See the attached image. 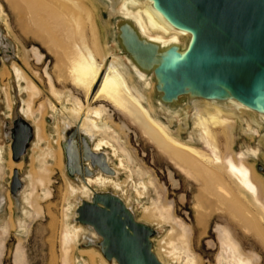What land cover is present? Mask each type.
Here are the masks:
<instances>
[{
	"label": "bare ground",
	"instance_id": "1",
	"mask_svg": "<svg viewBox=\"0 0 264 264\" xmlns=\"http://www.w3.org/2000/svg\"><path fill=\"white\" fill-rule=\"evenodd\" d=\"M22 1L40 25L47 30L52 37L54 36L57 44L63 46L67 53L69 51V54L65 57L68 56V63L73 68L75 82L79 87L85 90L90 102L98 100L107 101L113 107L127 115L138 125L143 134L154 142L158 148L176 163L177 166L188 171V174L198 178L201 194H204L205 198L207 194L211 195V202L215 205L225 202L236 204L234 202L236 186L242 194L248 196L251 201L264 211V202L260 197L259 183L261 180L264 186V181L251 162L252 159H258L260 157V153L263 149L261 143L263 144L264 111L256 110L232 95L204 98L190 93V96L187 98V104L185 103V108L192 106L194 109V128L197 132L189 136L187 140H183L172 132L167 123L154 115V103L152 104V102H150L144 92L148 87L155 89L156 81L154 80V68L142 64L134 55L127 54L121 45V41L124 42L121 33L125 26L136 32L142 40L158 46L161 53H164L170 47L185 50L192 37L191 32L179 28L170 22L168 18L155 7L153 0H99L100 4H103V6L98 5L95 7L99 12L101 7H104L109 9L111 14H119L115 22L116 34H114L113 42L119 44L121 47L120 50L124 56L128 58V61H124L113 52L111 43H107L108 49L104 54L100 55L101 58L99 60L96 51L86 42L80 44L79 41H76V38L74 39V34L77 33L79 37L82 38L81 40L85 41V28L82 22L83 20H89L94 44L98 53L101 51L103 42L100 43L101 36L99 34L97 22L98 15L91 10L86 0ZM10 2L13 7L18 10L16 0H10ZM102 27H104V25ZM13 53L14 49L12 46L8 45L7 54L12 56ZM131 61L134 65L130 63ZM2 64L0 74L3 76L7 75V78L14 75L20 87H22L20 82H25V93H33L35 96L40 94V88L34 82L29 81L30 79L28 80L25 71L16 61H13L10 66H7L3 60ZM98 84H100V86L96 91V86H98ZM5 93L7 108L9 110L8 116L11 117L12 102L10 93L8 90H5ZM158 102L160 106L172 110V104H165L160 98H158ZM22 103L23 105L21 108L19 107L20 112L18 116L13 120L15 123L20 120H26L32 125L33 139L31 142L33 141V148H36L47 139L46 127L43 122L39 120H35L34 123L30 122L31 117H33L30 97L29 99H23ZM147 103L149 104L147 105ZM180 107L182 108L183 106ZM52 109L53 111L56 109L54 104L52 105ZM70 111L72 112L69 115H64L68 116V119L64 116L60 118L64 133L61 132L60 140H56L59 143L58 149L56 148V150L54 149L53 151L50 148V144H48V149L43 158L50 156L58 166H61L64 162L63 156H65L66 163L65 153L67 152L69 165L71 169L75 171L77 177L80 175L78 173L81 172H85L87 177L86 182L80 184L82 185L81 190L84 194L83 196L81 195L84 198L83 200L91 201L93 199L95 193L98 192L93 186L97 185L103 190H101V192L114 194L121 198L136 218L135 209L133 210L134 207L132 208L130 206L131 195L128 192V183L132 182L136 195L142 197L150 185L154 186L155 181L144 168L137 164L133 153L122 143L120 135L112 128V125L109 124L108 119H110V117L104 107L96 108L91 106L90 103L84 105L83 102L76 101V104ZM174 112L175 110L172 111V114H174ZM55 113L56 112H54V114ZM54 114L47 115L45 118L49 119L48 121L45 120V122L54 124L57 129V134L59 135L60 124L58 125V120H56L57 116ZM222 134H228L229 144L237 143L239 138L240 140L243 139L242 143H240L242 146L241 149L239 151H234L225 159L221 157V151L218 148V146H220V135ZM248 139L250 143H247ZM196 140L201 142L202 146L196 145ZM257 141H259V143ZM31 142L28 143V147H30ZM1 153L2 151L0 149V155ZM83 162H85V166H83ZM22 164V159L12 162V170L17 169L21 179L23 177L19 168ZM42 170L45 172L48 171L46 163L42 167ZM121 174H125L126 178L123 180L120 179ZM135 176L138 177V181L135 179ZM26 177L31 180L30 183L32 184L34 180L32 172ZM24 179H22L23 187L25 184L23 181ZM29 179L27 180L29 181ZM35 180L43 184L42 177L35 178ZM91 180H95L93 186L90 184ZM70 189L73 195H77L81 192L77 184L70 183ZM120 191L122 192L121 194L119 193ZM14 195L16 194L12 193V196ZM30 195L34 196L35 194H32L31 191L29 195L24 198L25 201L29 203H31ZM5 201L6 198L0 199V207ZM164 201L163 197L159 195L158 202H161L162 205L160 204L159 206L155 204L154 206H144L142 209V217L136 219L140 221L143 218L159 222L166 218L175 220V214H173L171 205L168 203L165 204ZM230 204H227V207L230 206L232 208ZM12 205L13 201L11 197H9L8 206L11 208ZM78 206H75V210ZM235 206L236 205L233 207ZM238 208L239 207H237V213ZM241 208L243 207L241 206ZM178 224L181 227V231L179 232L180 244L182 248L190 250L191 229L186 223L180 222ZM3 230L6 232L7 227H3ZM85 232L86 228L83 224L75 223L71 226L68 224L65 226L62 233V248L65 261L72 255L71 252L73 248L80 236ZM229 236L222 230L220 250L217 254L216 264H256L255 259L242 252L235 240ZM95 239H92V242L100 245V241ZM151 240L153 241V238ZM156 245H158L157 250L153 249V251L162 263L168 264L165 257L169 259L176 258V260L177 257H180L177 253L181 250L178 251V246L172 239L163 237L158 240V244ZM96 248L88 247L80 249L82 252L88 254V258H83L84 264H88L89 262L93 264L96 263L95 257L100 254ZM113 262V264H118L116 260Z\"/></svg>",
	"mask_w": 264,
	"mask_h": 264
},
{
	"label": "rangeland",
	"instance_id": "2",
	"mask_svg": "<svg viewBox=\"0 0 264 264\" xmlns=\"http://www.w3.org/2000/svg\"><path fill=\"white\" fill-rule=\"evenodd\" d=\"M86 1L91 10L98 15L100 43L103 42L101 51L98 53L94 44L89 20H83L82 22L85 28V41L81 40L82 38L77 33L74 34V39L76 38V41H79L80 44L86 42L96 51L99 60L100 55L108 49L107 43H111L113 52L124 61H128V58L120 50L119 44L113 42L114 34H116L115 22L119 14H111L109 9L104 7H101L99 12L95 8L98 5L103 6L99 0ZM16 3L19 11L13 7L10 0H0V54L2 55V63L4 60L6 65L10 66L13 61H16L25 71L28 80L34 82L41 92L36 96L33 93H25V82L21 81L22 87H20L14 75L7 78V75L0 74V149L2 151L0 155V199L6 198V201L0 207V264H84L83 258H88V254L80 249L88 247H97L96 250L100 253L95 257V264H113V261L116 260H108L99 250V246L90 244L91 239L100 240L101 237L89 225H84L86 232L80 236L73 248L71 252L73 256L70 255L65 261L63 255L62 233L65 226L67 224L70 226L75 223L81 224L75 220L77 217L75 206L81 204L84 199L82 197L84 195L81 190L82 185L80 184L85 180L83 181L82 177H71L68 174L65 156H63L64 162L61 166H58L52 157L43 158V156L48 149V144H50L53 151L56 148L58 149L59 143L56 140H60L61 132L64 133L60 118L72 112L70 110L74 107L76 101H81L84 105L90 103L91 106L96 108L104 107L107 110L110 117L108 119L109 124L120 135L122 143L133 153L137 164L144 168L155 181L154 186L150 185L142 197L136 195L134 184L132 182L128 183V192L131 195L130 206L134 207L136 218L142 217L144 206H154L155 204L160 206L161 202H158L159 195L163 197L165 204L171 205L175 220L170 218H166L161 222L143 218L140 220L141 222L142 220L145 221L144 223L156 230L152 237L153 249L157 250L158 245L156 244H158L159 239L167 237L172 239L178 246V251H182L177 253L180 256L177 257V260L176 258L169 259L165 257L168 264H216L222 230L235 240L242 252L253 257L256 264H264V211L262 208L258 207L248 196L242 194L236 186L234 196L236 204L225 202L230 204L232 208L227 207L225 203L215 205L211 202L212 196L209 194L205 198V195L201 194L199 189L198 178L177 166L154 142L143 134L138 125L127 115L107 101H89L85 90L75 82L73 68L68 63V56L65 57L69 54V51L67 50V53L63 46L57 44L54 36L52 37L40 25L22 0H16ZM103 25L104 27H102ZM8 45L14 49V55L12 54V56L7 54ZM130 63L134 65L132 61ZM2 65L0 66V72ZM100 84L96 86V91ZM5 90L10 93L12 102L11 117L8 116L9 110ZM144 92L150 102L154 103V115L167 123L176 136L187 140L189 136L197 132L194 128V109L192 106L185 108L187 98H185L184 103L186 104H183L182 108L175 104L171 107L172 110H168L160 106L158 102L159 94L156 89L148 87ZM29 97L32 102L34 117H31L33 121L30 119V122L34 123L35 120L43 122L46 127L47 139L39 144L36 147L37 149L33 148L32 141L26 155L22 157L23 164L19 171L23 179L25 178V186L14 197L11 195L10 189L14 173V169L12 170V162L14 161L11 148L12 139L6 132V125L9 123L10 127L13 126V122L20 112L19 107L21 108L23 105V99H29ZM53 104L56 106L54 111L52 109ZM174 110L175 112L172 114ZM54 112L56 113L54 114ZM49 114L57 116L56 120H58V125L60 124L59 135L54 124L45 122V120L48 121L49 118L45 117ZM64 117L69 118L68 116ZM262 140L263 144L261 143V146L263 149L260 157L252 159L251 162L264 181V154H262L264 153V134ZM242 141L243 139L240 140L239 138L237 143L229 144L228 134L220 135V146L218 148L221 151V157L225 159L234 151H239L242 147L240 145ZM257 142L259 143V141ZM247 143H250L249 139ZM195 144L202 146L198 140L195 141ZM45 163L47 164V172L42 170ZM30 172L34 176L32 184L30 183L31 180L26 177ZM41 177L43 184L35 180V178ZM125 178L126 175L121 174L120 179ZM135 179L138 181L137 176H135ZM94 181H90L92 186ZM70 183L79 185L81 192L73 195ZM259 183L260 197L264 202V186L261 180ZM93 188L97 191L102 190L97 185H94ZM31 191L35 195H30L31 203H29L24 198ZM9 197L13 201L11 208L8 206ZM234 205L236 206L233 207ZM237 207L240 208H238V213ZM180 222L186 223L191 229L190 250L182 248L180 244L179 232L181 227L178 224ZM3 227H7L6 232ZM88 264L93 263L89 262Z\"/></svg>",
	"mask_w": 264,
	"mask_h": 264
},
{
	"label": "water",
	"instance_id": "3",
	"mask_svg": "<svg viewBox=\"0 0 264 264\" xmlns=\"http://www.w3.org/2000/svg\"><path fill=\"white\" fill-rule=\"evenodd\" d=\"M175 26L191 32L185 50L168 48L142 40L125 26L121 45L129 55L154 68L155 89L165 104L182 106L194 93L204 98L232 95L248 106L264 111V0H153ZM2 55L0 54V66ZM11 136L13 159L20 161L33 139L26 120L6 125ZM66 154V169L75 174ZM85 166V162H83ZM23 182L15 169L11 192L17 196ZM76 220L100 235L99 246L108 259L118 264H164L153 251L156 230L138 221L114 194L98 191L91 201L82 200ZM90 244H94L92 239Z\"/></svg>",
	"mask_w": 264,
	"mask_h": 264
},
{
	"label": "crops",
	"instance_id": "4",
	"mask_svg": "<svg viewBox=\"0 0 264 264\" xmlns=\"http://www.w3.org/2000/svg\"><path fill=\"white\" fill-rule=\"evenodd\" d=\"M23 179V178H22ZM24 181V180H23ZM24 183H25V181H24ZM24 186H25V184H24ZM24 188V187H23ZM22 191V190H21ZM11 195H12V193H11Z\"/></svg>",
	"mask_w": 264,
	"mask_h": 264
}]
</instances>
